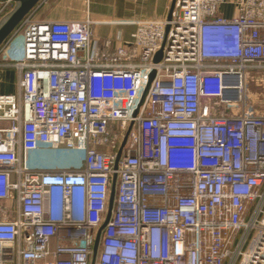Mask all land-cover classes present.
Wrapping results in <instances>:
<instances>
[{
    "label": "built area",
    "instance_id": "2783aa9c",
    "mask_svg": "<svg viewBox=\"0 0 264 264\" xmlns=\"http://www.w3.org/2000/svg\"><path fill=\"white\" fill-rule=\"evenodd\" d=\"M34 13L0 47V264H92L114 178L95 264H264V0H175L130 41Z\"/></svg>",
    "mask_w": 264,
    "mask_h": 264
},
{
    "label": "crops",
    "instance_id": "0c3cea01",
    "mask_svg": "<svg viewBox=\"0 0 264 264\" xmlns=\"http://www.w3.org/2000/svg\"><path fill=\"white\" fill-rule=\"evenodd\" d=\"M172 3L173 0H42L33 11L40 19L71 20L90 16L97 22V38H115L120 34L124 40L130 41L136 22L168 18ZM226 8L228 6L223 10L230 16ZM19 92V72L14 67L1 65L0 94L18 95ZM64 163L57 158L46 166L61 167Z\"/></svg>",
    "mask_w": 264,
    "mask_h": 264
},
{
    "label": "water",
    "instance_id": "95a60500",
    "mask_svg": "<svg viewBox=\"0 0 264 264\" xmlns=\"http://www.w3.org/2000/svg\"><path fill=\"white\" fill-rule=\"evenodd\" d=\"M2 1H5V0H0V2ZM41 1L42 0H13V3H14L13 7L0 18V47L12 35V33L16 30V28L20 25V23L24 20V18L31 11H33ZM174 5H175V0H173L168 19L171 18ZM162 54H163V49L158 51L155 57V61H159L162 58ZM154 74H155L154 72L151 74L150 76L151 80L153 79ZM127 136H128V133L125 136L122 147L124 146L126 142ZM120 153L121 151L119 152V155ZM114 199H115V178H114V182H113L111 194H110L108 214H107L105 222L101 225V227L99 228L97 232V236H96V240L94 244V254H93L92 264H95V261L97 258V253H98L102 231L111 217L113 205H114Z\"/></svg>",
    "mask_w": 264,
    "mask_h": 264
},
{
    "label": "rangeland",
    "instance_id": "374dc122",
    "mask_svg": "<svg viewBox=\"0 0 264 264\" xmlns=\"http://www.w3.org/2000/svg\"><path fill=\"white\" fill-rule=\"evenodd\" d=\"M225 10L226 12L228 11L229 14H232L231 10H233V8L228 6ZM0 56L2 58V55ZM247 89L248 91L250 89L255 90L254 81L251 77L248 78ZM256 101L258 102L257 104H260L264 108V95H260L259 99L256 98ZM52 157H54V159L61 158V161L65 162V165L70 166H80L83 160L82 152L77 150H41L30 155L29 165L33 168L46 166L52 163V160H54Z\"/></svg>",
    "mask_w": 264,
    "mask_h": 264
}]
</instances>
